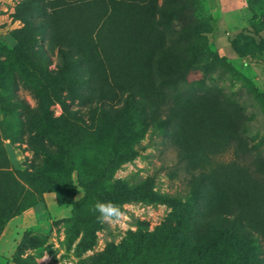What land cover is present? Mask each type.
Segmentation results:
<instances>
[{"label":"rangeland","instance_id":"1","mask_svg":"<svg viewBox=\"0 0 264 264\" xmlns=\"http://www.w3.org/2000/svg\"><path fill=\"white\" fill-rule=\"evenodd\" d=\"M22 1L0 0V264H95L110 243L128 247L126 264H210L214 257L206 255L215 241L200 246L195 255L186 239L192 198L186 187V170L173 146L152 126L139 130L137 123L132 124L138 134L126 138L125 149L120 139L126 131L84 128L65 107L80 110L91 126L89 108L94 101L83 104L79 98L80 91L88 88L74 77L67 82L62 78L63 88L45 85L16 56L14 29L23 26L16 19ZM66 1L55 9L84 3ZM205 10V59L210 68L190 72L194 86L185 95L214 98V105L207 107L213 115L204 131L210 145L224 148L235 131L234 120H238L237 131L264 165V0H207ZM128 14L141 19L137 9L130 8ZM72 17L65 13L56 19L64 24ZM161 37L167 42L171 34L164 30ZM32 43L36 50L45 51L49 70L56 72L61 62L58 48L40 35ZM136 66L138 72L129 68L122 79L131 80L134 73L148 78L153 70L142 56L137 57ZM147 95L157 99L162 93L150 91ZM123 118L113 119L117 124ZM221 158L228 160L231 153ZM108 163L107 189L123 183L152 189L170 200L123 203V220L111 225L98 222L95 243L81 251L78 244L83 231L73 242L69 240L75 219L84 214L94 217L90 208L101 200L94 196L79 204L68 201L79 200L84 186L96 176L95 169L102 171ZM225 174L229 192L238 197L264 236V215L259 216L261 186L252 183L240 168ZM140 235L146 236L145 263L142 253L132 257V236ZM150 235L159 244L158 255L150 247L145 250ZM186 253L194 263L186 259Z\"/></svg>","mask_w":264,"mask_h":264},{"label":"trees","instance_id":"2","mask_svg":"<svg viewBox=\"0 0 264 264\" xmlns=\"http://www.w3.org/2000/svg\"><path fill=\"white\" fill-rule=\"evenodd\" d=\"M83 1L79 7L61 9L55 7L69 1H22L16 19L23 26L14 29L15 53L21 64L45 85L63 88L62 78L67 82L73 77L83 83L88 89L80 91L81 102L94 101L89 108L91 126L86 124L80 110L65 109L84 128H93L95 132L102 128L108 132L117 128L126 131L121 135V148L125 149L128 136L138 134L132 124L137 123L139 130L148 126L158 128L163 141L173 146L178 162L186 170V187L192 198L186 239L194 254H199L200 246L215 241L206 255L214 257L210 264H264V236L254 227L249 211L238 197L229 192L225 176L226 171L240 168L252 183L261 186L259 216L263 217L264 165L237 131L238 120H234L235 131L224 148L210 145L204 131L213 115L207 107L214 105V98L206 94L185 95L188 87L194 86L189 81L190 72L210 68L205 59L208 43L203 35L207 0ZM130 8L137 9L141 19L129 15ZM65 13L73 17L63 24L56 16ZM164 30L171 34L167 42L161 37ZM36 35L58 48L61 62L56 72L49 70L45 51L35 49L32 39ZM138 56L150 63L153 70L149 77H137L134 73L131 80L122 79L129 68L138 72ZM70 90L76 92L73 87ZM150 91L161 92V98L147 95ZM115 101L121 105L117 107ZM120 116L124 118L116 124L113 118ZM119 153L117 150L116 155ZM226 153H231L228 160L221 158ZM110 166L108 163L102 171L95 169L96 176L84 186L83 196L79 200L71 198L68 203L79 204L94 196L119 205L131 200H170L168 195L152 189L123 183L107 189L105 177ZM96 215L84 214L75 219L69 240L73 242L83 231L78 244L81 251L95 243ZM145 238V235L132 236V257L142 253V263L148 255L143 251ZM149 247L158 255L159 244L152 235L147 238L145 250ZM127 253L126 245L110 243L95 264H126ZM186 254V259L194 263L195 259Z\"/></svg>","mask_w":264,"mask_h":264},{"label":"clouds","instance_id":"3","mask_svg":"<svg viewBox=\"0 0 264 264\" xmlns=\"http://www.w3.org/2000/svg\"><path fill=\"white\" fill-rule=\"evenodd\" d=\"M96 215V219L101 224L119 223L123 220L125 213L122 206L111 201H97L90 208Z\"/></svg>","mask_w":264,"mask_h":264}]
</instances>
